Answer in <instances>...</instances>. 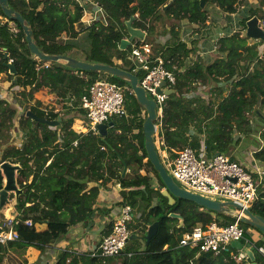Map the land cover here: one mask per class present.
Instances as JSON below:
<instances>
[{
  "label": "trees",
  "instance_id": "16d2710c",
  "mask_svg": "<svg viewBox=\"0 0 264 264\" xmlns=\"http://www.w3.org/2000/svg\"><path fill=\"white\" fill-rule=\"evenodd\" d=\"M92 1L104 11V21L97 19L77 29L75 24L83 21L84 14V6L77 0H8L9 5L29 21L34 41L42 51L69 54L129 71L131 67L126 59L129 46L119 48L120 40L127 34L125 20L132 16L133 26L150 36L156 34L157 26L164 31L166 22H171V38L164 43H156V50H160L168 60L167 67L175 65L176 74L174 91L167 96L163 107L165 144L175 148L190 145L199 149L203 142L207 156L220 152L235 159L233 150L241 135L251 129L250 115L260 117L261 121L264 117L258 108L264 107V50L262 54L259 52L264 41L258 39L248 43V37L236 30L217 38L210 60L189 58L191 49L195 47L189 48L179 38L174 30V20L186 18L191 23L203 24L207 11L205 6L200 7L199 0ZM207 2L226 12H235L241 0ZM254 15L264 19L261 6L250 9L243 20L244 25ZM0 18L2 81H8L9 87L17 89L15 94L18 98L33 100V104L23 105L20 111L21 103L12 101V97L0 96V162L9 160L21 166L17 182L23 189L15 202L16 210L21 213L13 224L17 238L0 244V264H12L7 258L8 250L20 254L28 245L44 248L63 235L69 226L90 219L98 187L87 188V183L95 180L105 184L113 179L119 182L120 187L129 188L121 203H130L135 218L148 224L157 221L158 224L157 232L147 245L133 251L131 256L127 252L132 250L126 247L113 264H239L227 252H202L196 256L195 248L179 245L182 234L196 224L204 225L212 219L230 223L235 219L190 200L176 198L174 203L168 202L161 193L164 183L147 159L142 137L143 117L131 120L112 117V125L104 137L90 131L82 133L75 130L76 118L83 120V126L89 125L79 97L84 88L101 77L103 72L73 69L58 62L43 65L42 60L31 58L18 21L8 19L1 7ZM10 22L17 28L16 32L11 31ZM82 32L89 38V47L76 50L74 40ZM144 40L148 41L147 37ZM9 58L13 59L14 73L9 72L5 65ZM106 78L125 88V108L129 114L143 110L127 82L108 74ZM209 85L212 86L210 89L207 88ZM42 86L58 96L59 110L54 105L42 106L41 101L33 97V93ZM200 86L204 88L199 92L197 88ZM27 110L40 118L58 120V123L52 126L34 120L26 114ZM11 128L21 130L20 145H7ZM261 139L262 144L258 145L253 156L264 165V130ZM74 140L76 144H73ZM124 165L128 171L122 176ZM152 176L157 179V187L152 183ZM2 186L0 171V189ZM261 190H258L252 211L264 217V188ZM170 213H178L182 224H179L180 218ZM27 218L32 221L31 225L24 223ZM35 223H45L46 228L37 230ZM239 223L245 230L250 229L249 225ZM252 230L260 235L254 244L264 243V235L254 227ZM244 237L252 241L249 232L244 233ZM250 248L254 251L255 261L264 264L256 249ZM85 256L61 250L55 264H78L79 261L81 264H104L101 259Z\"/></svg>",
  "mask_w": 264,
  "mask_h": 264
},
{
  "label": "built area",
  "instance_id": "2783aa9c",
  "mask_svg": "<svg viewBox=\"0 0 264 264\" xmlns=\"http://www.w3.org/2000/svg\"><path fill=\"white\" fill-rule=\"evenodd\" d=\"M77 1L81 5L83 2L93 3L91 0ZM85 21L90 23L89 20ZM258 24L264 29V19H260ZM9 25L11 31H17L13 22H10ZM128 46L126 59L131 67L130 71L138 76L139 84L156 103L158 118L155 122V140L159 143L160 151L158 154L168 173L177 183L190 191L214 199L233 200L252 210L253 204L258 199V186L264 180V169L258 167L255 171H249L242 162L232 159L229 154L225 153L219 152L207 156L203 142H201L199 149L190 145L182 148L166 145L163 138L162 114L168 96L165 90L173 88L176 82L175 65L173 64L171 68L167 67L168 60L162 56L161 51L155 50L144 38H134ZM12 61L13 59L9 58L8 62L12 63ZM49 63L43 62V65L48 66ZM162 82L163 85H161ZM124 89L122 85L103 76L95 79L84 88L79 100L89 122L87 130L98 133L96 124L108 123L114 116L129 120L133 117H145L144 110L137 114H129L126 111ZM254 173L257 178L254 177ZM116 184L120 185L119 182ZM19 216L20 214L8 219L4 218L1 221L0 244H6L9 240L17 238L13 224L18 221ZM214 217L216 218V216ZM133 220V209L128 201H124L112 221L110 231L103 235L98 243H94L87 252L63 250L78 256L86 254L89 258L94 257L102 261L117 256L125 250L126 243L130 239L129 224ZM24 223L31 225L32 221L27 218L24 219ZM246 232H249V229L245 230L238 220L223 223L212 219L204 225L196 224L190 231L183 233L179 245L195 248L196 256L202 252H213L214 254L227 252L236 263L251 264L247 253L243 250L244 246L233 244L235 241L239 242L246 239L245 241L250 244L248 248L253 246L264 259V243L255 245L254 241L258 237L248 241L244 237ZM133 254V251L127 252L128 256Z\"/></svg>",
  "mask_w": 264,
  "mask_h": 264
},
{
  "label": "crops",
  "instance_id": "0c3cea01",
  "mask_svg": "<svg viewBox=\"0 0 264 264\" xmlns=\"http://www.w3.org/2000/svg\"><path fill=\"white\" fill-rule=\"evenodd\" d=\"M83 6H84V14L82 16L83 17L82 23L85 22L86 24H88V22H86L85 20H89L90 23L97 19L104 21L105 13L98 4L96 5V3L94 2L93 3L83 2ZM260 6L262 10H264V0H241L235 12H226L220 9L217 5L213 3H208L206 1L205 9L207 11V19L203 24L198 25L189 22L186 18H182L176 21L174 20V24H175L174 30L178 32L179 38L185 41L186 45L189 48L192 46L195 47L194 50L191 49L192 51H190L189 58L199 57L203 60H210L215 52V42L217 38L222 35L230 34L231 32L236 30L241 31L242 34L244 33L245 35L246 23L244 25L243 20L249 15L251 8H259ZM171 25H172L171 22L166 23V29L162 33L163 34L162 37H164L167 40H169V38H171L172 36ZM144 33H145L144 39L150 36L147 35L146 31H144ZM127 36L128 34H124V37ZM151 36L154 38L156 37V34ZM255 40L258 39L248 37V43H252ZM261 46L263 48H261L259 52L262 54L264 50V44H262ZM0 85H1L0 91L2 92L4 91L5 88L9 89L3 92L4 93L3 96H7L9 99H11L12 96H10L11 95L10 90H12L13 87H9V82L6 80H3V82H1ZM207 87L210 88L212 86L209 85ZM203 88L204 86L199 87L197 88V91L200 92ZM33 97L37 100H40L41 103L44 105L45 104L54 105L56 110H59L61 108V103L58 101V96L55 95L54 92H50L48 88L45 86L40 87L39 90L34 92ZM76 120L78 122H81V119L79 118L78 119L76 118ZM81 127H84L85 129V126L82 125ZM81 132L86 133V131L85 132L81 131ZM236 136H238V134ZM19 141L20 142H18L15 145H20L22 140L19 139ZM74 141L73 144H76L74 143ZM233 155L236 160L240 161V157L237 156L236 151L235 154L233 152ZM252 161L253 162H250V166H254L253 171H255L258 167L264 169V165L260 161L256 160L254 156H252ZM243 165L246 168L248 167L245 164ZM248 169L250 168L248 167ZM117 182L118 181L116 179H113L112 181L106 182L104 184V183H100V181L90 180L87 183V188H90L91 186L98 187V194L95 199V203L93 205L94 212L90 219L69 226L68 230L63 235L52 241L50 244L45 245L44 248L40 249L35 245H28L20 254H16L14 250L10 249L8 250L7 258L11 261L12 264H55L57 260V255L63 249L81 250L83 252H87L91 248V246H93L94 243H98L102 238V236L110 231L112 221L114 217L118 214V210L122 204L121 203L122 196H124L127 193V190L129 189V188H122L120 187V185L118 186L116 184ZM8 206L9 207H7L6 210L3 209L1 210L2 216H0V223L4 218L8 219L14 216H18L19 214L21 215V213H19L14 207H12V205H8ZM134 219H135V214H134ZM138 220L136 219V221H138L139 224L138 227H131L130 224L129 228L131 230V235H135V237L139 239L141 246L137 248H142V245H144L142 233L143 230H145L146 232L147 226L149 224L144 223L142 219H138ZM179 224L181 223L179 222ZM35 228L37 230H43L46 228V224L35 223ZM250 231L251 234L253 235L252 240H254L257 237L258 239L260 238V235L257 233V231L249 229V232ZM242 240L245 241L246 239H242ZM242 240L236 243L233 242V244L235 246L241 245V246L249 247L247 241L245 242L243 241L244 243H242L241 242ZM130 250L135 251L134 248H130ZM85 257L88 256L86 255ZM67 261H69V258ZM115 261H116L115 259L108 258L107 260H103L102 262L104 264L106 263L113 264ZM78 264H81V261H79ZM255 264H263V263H257L255 261Z\"/></svg>",
  "mask_w": 264,
  "mask_h": 264
},
{
  "label": "water",
  "instance_id": "95a60500",
  "mask_svg": "<svg viewBox=\"0 0 264 264\" xmlns=\"http://www.w3.org/2000/svg\"><path fill=\"white\" fill-rule=\"evenodd\" d=\"M207 0H199L200 7H204ZM0 7L3 13L8 19L12 21H18L25 35V40L30 51V56L33 59L42 60L43 62H58L66 67L73 69L82 70H97L103 73L116 76L130 85L131 92L135 96L137 102L143 107L145 111V117L142 122V132L144 137V148L147 153V159L151 162L154 169L157 171L159 177L164 183V187L161 189V193L168 198L169 203H174L176 198H182L195 202L199 206L206 207L215 212L223 213L233 217L241 223L250 225L258 229L264 235V217L260 214L253 212L249 208H245L239 203L228 200V199H214L202 194L190 191L185 187L181 186L176 180L168 173L166 168L158 154L156 148V126L158 115L156 112V103L152 97H150L145 89L139 84V78L133 72L120 68L116 65H111L102 62H93L85 59L77 58L69 54H51L42 51L32 36V29L29 21H27L18 11L14 10L10 5L8 0H0ZM133 17L125 20L124 24L126 26V31L128 36L123 37L120 40L119 48L124 49L128 46L129 42L134 38H144V30L132 26ZM259 18L257 16H252L246 21L245 35L250 38L260 39L264 41V29L258 25ZM5 65L9 68V72L14 73V65L10 62H6ZM163 85V82L161 83ZM174 91L173 88H167L165 92L169 95ZM34 120L43 121L49 125L55 126L58 120H49L46 118H40L29 110L26 111ZM112 125L111 122L108 123H98L96 128L98 134L104 137L107 133V128ZM215 152L214 154H218ZM20 165L9 160H4L0 163V171L3 175V186L0 189V211L3 206L8 203L9 193H14V199L17 201L19 195L22 193L23 189L17 183V172L20 169ZM126 166L124 165L121 170V175L124 176L126 173ZM142 189L144 187H141ZM171 216H176L180 218V223L182 224L181 217L178 213H170ZM157 221H153L147 226L145 234L142 236L144 240V245H147L153 235L157 232ZM135 237L131 235L130 238ZM243 250L247 253L251 264H255V255L252 249L244 246Z\"/></svg>",
  "mask_w": 264,
  "mask_h": 264
},
{
  "label": "rangeland",
  "instance_id": "374dc122",
  "mask_svg": "<svg viewBox=\"0 0 264 264\" xmlns=\"http://www.w3.org/2000/svg\"><path fill=\"white\" fill-rule=\"evenodd\" d=\"M87 7H89V6H87ZM166 23H170V22L167 21ZM84 24H86V23L85 22L82 23L80 21V23H78L77 25L75 24V27L77 29H80ZM162 33H163V31H161L160 26H157L156 38L155 37L153 38L152 36H149L147 38V40L150 42V44L153 46V48L155 50H156V47H157L156 46V43L157 42L164 43L167 40L164 37H162V35H163ZM78 36H77L78 38L76 40H74L75 45L78 48V49L77 48H75V49L76 50H86L89 47V38H88V36L86 35L85 32H82L81 34H78ZM157 36H158V38H157ZM261 48H263V47L260 46L259 47V50H261ZM127 66H128V63H127ZM106 75H107L106 73H103L101 76L106 77ZM108 75H110V74H108ZM3 78H4L3 75L2 76L0 75V83L3 82L2 81ZM0 87H1V85H0ZM200 87H202V86H200ZM207 88H209V87H207ZM7 89L5 88L4 91L7 90ZM3 92L0 91V96H3V94H4ZM10 92H11V95L10 96H12V99H13L12 101L17 100V102H19V104L20 103L22 104L21 105L22 107H20V109H19L20 111L23 110V105L27 106L30 103L33 104V100L32 99H30V100H22V99L18 98V96L15 94V93H17V89L14 88V89L10 90ZM124 92H125V90H124ZM6 95H8V94H6ZM204 96H207V95L204 94ZM5 98H8V97L5 96ZM45 105L48 106L49 104H45ZM45 105L42 104V106H45ZM258 108L260 109V112L262 114H264V107H258ZM250 118L252 119V123H251V126H250L251 129L246 134L241 135V137H240V141L241 142L239 141V143L237 144V147L233 151H234V154H235V151H236L237 156L240 157V161L243 164L247 165L250 168V169H248V167H247V169L249 171H253L254 166H250V162H253L252 161V156H253L254 152L256 150H258V147L257 146L259 144H262V141H263L261 139V132H262V130H264V117H262V121H261V118L260 117H258L259 120H260L259 121L257 117H254V115H250ZM127 120H129V119H127ZM82 125H84L83 120H81V122H78L76 119L74 120L73 126H74L75 130H77V132H80V131L85 132L84 127H81ZM21 133L22 132H21L20 129L18 130V129L11 128L10 131H9V133H8L9 134V140H8L9 142L7 143V145L17 144L18 142H20L19 139L22 140ZM236 135L237 134H235V136ZM142 137H143V133H142ZM156 148H157V150L159 152L160 151V148H159V143L157 141H156ZM127 171H128V169L126 170V172ZM152 177H153L152 178V183L157 187L158 186L157 179L154 176H152ZM254 177L257 178V175L254 174ZM16 178H17V175H16ZM258 187H259L258 190L263 189L264 188L263 182H261ZM8 198H9L8 203L5 206H3V208H2L3 210H6V208L9 207L8 205H12V207L15 208L14 193H9ZM13 200H14V203H13ZM136 219L137 218H135L130 223L131 224V227H138L139 226V224H138V221L139 220L137 219L138 221H136ZM217 219L221 220V217H219V218L217 217ZM252 229H253V227L250 226V230H252ZM249 235H250L251 238H253V235L251 234V231L249 232ZM236 242H238V241H235L234 243H236ZM139 246H141V244L139 242V239L137 237H132L126 243L125 248L128 247L129 249L130 248H134V250H136V249L139 250L140 248H137ZM111 258L112 259H115V260L118 259V257H116V256L111 257ZM105 260H107V259H105Z\"/></svg>",
  "mask_w": 264,
  "mask_h": 264
},
{
  "label": "bare ground",
  "instance_id": "6f19581e",
  "mask_svg": "<svg viewBox=\"0 0 264 264\" xmlns=\"http://www.w3.org/2000/svg\"><path fill=\"white\" fill-rule=\"evenodd\" d=\"M79 104H80V100H79ZM110 122H111V121H110ZM88 123H89V122H88ZM88 127H89V125H88ZM88 127L85 126V131H86V132H88V131L92 132L91 130H87Z\"/></svg>",
  "mask_w": 264,
  "mask_h": 264
},
{
  "label": "clouds",
  "instance_id": "9594fccd",
  "mask_svg": "<svg viewBox=\"0 0 264 264\" xmlns=\"http://www.w3.org/2000/svg\"><path fill=\"white\" fill-rule=\"evenodd\" d=\"M259 25V24H258ZM1 163V162H0Z\"/></svg>",
  "mask_w": 264,
  "mask_h": 264
}]
</instances>
